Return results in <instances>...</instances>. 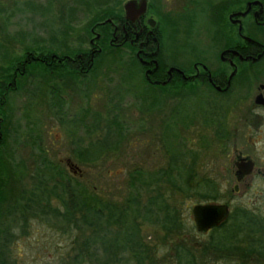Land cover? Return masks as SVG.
<instances>
[{
  "label": "flooded vegetation",
  "instance_id": "af4514ba",
  "mask_svg": "<svg viewBox=\"0 0 264 264\" xmlns=\"http://www.w3.org/2000/svg\"><path fill=\"white\" fill-rule=\"evenodd\" d=\"M1 10L25 14L30 32L6 39L0 24V45L5 39L13 45L11 75L0 76V88H11L9 95L24 99V106L38 107L41 101L48 107L45 119L62 124L64 107L75 104L79 116L72 123L88 139L113 131L112 124L97 119L94 105L88 109L94 119H85L81 103L96 97L97 76L114 70V59L124 64L122 94L134 107L155 104L159 119L161 103L211 108L200 123L220 146L219 158L227 162L222 182L231 189L228 196L198 203H227L226 220L241 230L234 246L250 252V264H264V0H0ZM181 23L186 27L178 37ZM78 130L67 133L74 155L80 154L83 138L76 136ZM61 160L67 180L79 183L81 176L71 170L75 165L86 170L70 157ZM206 180L207 187H219L215 177ZM28 185L24 194L41 193L39 178ZM15 219L22 221L19 215ZM192 225L196 231L193 218ZM221 231H196L207 235L201 244L205 257L219 255L209 247Z\"/></svg>",
  "mask_w": 264,
  "mask_h": 264
},
{
  "label": "rangeland",
  "instance_id": "374dc122",
  "mask_svg": "<svg viewBox=\"0 0 264 264\" xmlns=\"http://www.w3.org/2000/svg\"><path fill=\"white\" fill-rule=\"evenodd\" d=\"M25 17V14L14 16V11L1 10L0 24L3 26V36L6 39L15 35L27 36L30 31ZM185 27L182 23L178 25L176 33L178 37L184 35ZM191 28L193 31L194 28ZM5 40L2 43L5 44V48L7 47V51L11 52L13 45L9 42V44L6 43ZM4 51L2 45H0V53L4 54ZM193 53L194 55L195 53L201 54V51L195 50ZM3 60V58H0V65H3V62L6 63ZM102 73L97 76L98 87L94 88L96 97L92 96L89 104L81 103L82 108L87 109V112L83 113V117L86 116L85 119L87 120L94 119L93 117L95 116L91 117L88 113V109H92L91 105H94L96 111H101L103 106L108 105L110 114L115 112L119 119L123 121L124 136L117 145L116 150L107 151L105 156L100 157L96 161H92L93 159L91 160L90 156L88 159V155L82 161L80 154L74 155L73 152L69 151L71 146H69L67 133L70 130H74V132L78 130L72 123L79 116L78 105L68 104L64 107L68 114L63 116L62 124L56 123L57 120L45 119L48 107L44 106L41 101L38 107L24 106V99H16L14 98L16 97L15 95H11L12 93L8 96L4 112L0 111V117L7 119L9 123L7 124L9 138L0 149L1 158L5 166H8L6 162H13L17 164L18 168L15 169L10 164L8 169L3 174H0L4 184L2 188L3 197L0 201V219L3 222L0 223V245L3 264H91L90 262L76 263L72 260L75 248L73 244L74 233H79L78 231L72 230L73 233H66L59 226L60 222L53 224V222L39 218H30L28 224H25L26 226L22 224L21 220L11 224V218L3 215L16 202L22 186L28 189V184L32 180L30 175L32 171H35V167H42L45 170L42 163L44 165L47 163L41 160L43 157L45 160H49L48 166L50 165V168L54 167V169L62 171V174L66 176L68 170L61 159L70 157L76 163L78 162L77 164L83 170H86L81 178H78V181L86 183L88 188L95 186L99 192L106 191L110 198L121 201L128 196L130 191L128 181L132 166L137 165L152 173L169 165L172 151H176L178 157L179 155L186 157L189 154L188 151L192 153L195 151L198 153L195 177L188 184V187H191V189L189 188L191 197L187 198L183 205L186 225L189 227L192 226V216L189 215L190 208L203 200L201 194L209 193L210 191L209 187L206 189L207 186H204V184L202 187L201 180L203 177L213 176L216 178L219 184V187L213 191L215 196L217 194L216 197L228 196V193H230L231 186H229V183L224 184L222 180L225 175L221 168L222 165L227 163L226 159L223 157L219 158L220 146L211 136V129H207L200 123L201 118L211 115L209 113L212 111L211 108L194 103L191 107H180L182 115L193 116L192 122L191 119H186V117L184 119L174 117L164 121L165 119L163 120L161 117L159 119L158 113L142 112L138 107H134V102L125 100L122 94L125 80L121 76V68ZM113 105H117L118 109H114ZM102 112L106 116V109ZM165 114L164 110H162L161 116L163 117ZM142 115L146 119H141ZM230 115H233V112H227V116ZM178 119L179 122L177 121ZM194 121H196L195 124ZM163 122H169L171 126L168 130L169 135L166 132V143L163 140ZM174 129L176 137L170 135ZM87 133L89 134V132ZM76 136H82L84 139L82 145H87L89 139L82 131L78 130ZM165 147L169 149V152L171 147L175 150H172L170 154ZM187 161H190V155H187ZM176 167L184 170L182 164H178ZM51 205L53 207L57 206V201L55 199L51 200ZM4 228L7 231H4ZM182 238L184 240L187 239L185 243L189 241L195 247L194 253L197 255L201 244L207 239V235H201L195 231L190 234L185 231ZM141 240L154 249L153 257L156 264H162L163 259L164 263L172 264L168 258L171 255L174 256L173 250L175 249L176 239L163 235L160 230L154 228L151 224L144 223L141 228ZM248 257L250 258V255ZM249 258L248 261L250 262ZM167 259L168 262H165ZM204 259H208L207 264H240L238 261L224 257L220 258V256L212 254ZM242 262L244 264V260Z\"/></svg>",
  "mask_w": 264,
  "mask_h": 264
},
{
  "label": "trees",
  "instance_id": "16d2710c",
  "mask_svg": "<svg viewBox=\"0 0 264 264\" xmlns=\"http://www.w3.org/2000/svg\"><path fill=\"white\" fill-rule=\"evenodd\" d=\"M1 45L5 51L0 58H3L6 63L3 62V65H0L2 70L0 76L2 78L5 77L7 80L11 75L12 60L9 57L7 47H4L5 44ZM123 67L124 64L120 59H114L113 69ZM121 76H123L122 73ZM5 90L4 86L0 88V95L4 96L0 99L1 112H4V106L7 104L8 95L12 89L9 88L7 92ZM161 106L160 112L162 113V110H164L166 113L161 118L165 119L164 121L173 119L175 116L181 119L186 117V115L180 113L179 105L168 107L166 104L161 103ZM113 108L118 109V106L113 105ZM138 108L142 112L157 113V106L152 103L147 108L141 106ZM105 109L107 111L106 116L102 112ZM96 116L99 121L107 122L109 125L112 124L114 129L111 131L108 128L107 132L104 130L103 135L106 137L98 138L95 141L89 139L86 146L82 145L84 140L82 138L80 146L82 161H84L86 155H88V159L90 156L91 160L93 159L92 161H96L100 157L105 156L107 151L116 150L117 145L124 136L123 121L119 119L115 112L110 114L108 105H105L103 110L96 112ZM177 121L179 122V119ZM7 124H9L7 119L0 120V133L2 135L0 149L9 138ZM83 125L87 130L90 127V124L84 122ZM170 127L169 122H163L162 132H164L163 140H165V143L167 142L166 132L168 134ZM175 134L174 129L170 135L175 136ZM165 149L169 152L167 147ZM170 149V152L175 150L172 147ZM188 152L189 154L187 155H190V161H187V155L186 157L184 155H179L178 157L177 152L172 151L169 165L152 173L137 165L132 166L128 181L130 191L128 196L121 201L110 198L106 191L99 192L95 186L88 188L86 183L79 182L76 184L68 181L67 176L62 174V171L54 169V167H51V169L50 165L48 166L49 160H45L43 157L41 160L47 163L45 165L42 163L45 170L42 167H35V171H32V178L40 179L41 193L36 192V189H34L31 196H28L24 194L26 187L22 186L23 190H21L23 192H20L16 202L3 215L11 218H9L11 224L15 222V217L19 215L24 226L28 224L30 218H39L53 222V224L60 222L59 226L63 232L73 233L72 230L78 231L79 233H74L73 238L75 248L72 260L76 263L156 264L153 257L154 249L141 240L142 225L149 223L160 230L163 235L176 239L175 249L173 250L174 256L171 255L168 258L172 264H207L204 260L205 252L207 251L206 246H201L199 253L196 255L194 253L195 247L189 241L185 243L187 239L184 240L182 238L185 231L190 234L195 231L193 225L191 227L186 225L185 212L183 211L184 203L187 198L191 197L189 195L191 191L189 188L191 189V187H188V184L195 177V167L198 159L197 152ZM1 157L2 154L0 153V174H3L10 164H12L13 168L18 169L17 164L13 162H6L8 166H5ZM186 162L188 163L186 164ZM178 164H182L184 170L176 167ZM2 180L0 176V201L3 197L2 188L4 187ZM201 181L202 187L203 184L207 186L206 177H203ZM45 190L50 192L46 196L43 194ZM209 190L210 194H201L203 200L216 199L217 194L216 196L213 194L216 189L209 188ZM53 199L58 204L55 207L51 205V200ZM231 222L232 220L228 219L220 226H217V228H222V231L219 233L218 240L210 243V247H208L216 254H219L220 258L225 255L237 262L238 257L236 254H238L240 264H243V260L244 264L249 263L248 256L250 252L246 249L238 251L237 247L234 246L237 243L235 238L241 235V230H238V224L235 226L237 229H234ZM0 223H3L1 219ZM4 231L7 230L4 228ZM247 243L249 245V241ZM2 257L0 245V264H3ZM168 259L165 262H168ZM162 264H166L164 259Z\"/></svg>",
  "mask_w": 264,
  "mask_h": 264
},
{
  "label": "water",
  "instance_id": "95a60500",
  "mask_svg": "<svg viewBox=\"0 0 264 264\" xmlns=\"http://www.w3.org/2000/svg\"><path fill=\"white\" fill-rule=\"evenodd\" d=\"M67 162H69L67 160ZM73 167V164H70ZM71 170L74 175L82 176L84 172L75 165ZM227 203H196L191 207V214L197 232L205 233L209 229L220 226L228 218Z\"/></svg>",
  "mask_w": 264,
  "mask_h": 264
}]
</instances>
